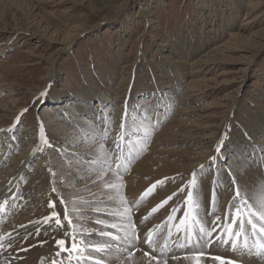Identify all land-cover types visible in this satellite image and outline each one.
Listing matches in <instances>:
<instances>
[{
    "label": "rangeland",
    "instance_id": "374dc122",
    "mask_svg": "<svg viewBox=\"0 0 264 264\" xmlns=\"http://www.w3.org/2000/svg\"><path fill=\"white\" fill-rule=\"evenodd\" d=\"M126 1L28 0L29 3L24 7L14 4L5 9V20L0 17V129L10 128L23 109L28 108L29 111L21 117L12 134L0 132V155L3 149L10 146L6 150L10 157H19L36 145L39 142L40 121L44 123L45 133L52 140L51 125L63 121L58 113L59 107L67 106V103L72 107L73 101L83 99L82 94L86 92L83 88L85 82L95 89L98 96L103 94L104 84L101 80L109 83L108 87L113 91L114 105L108 103L106 108L108 107L110 113H107L113 117L116 125L120 122L123 109L122 97L135 80L133 75L137 78L143 74V78L145 77L144 85L147 88H141V92H144V97L152 104L150 94L159 90L150 87L152 79L148 77V70L151 67L155 76L162 78L158 79V83H163L164 87L160 91H167L176 100L175 103H178L177 100L183 98L182 93L188 90L187 86L194 79L191 73L184 81L178 76L182 93L179 95L174 91L171 76H177L178 71H170L166 65L179 60L186 63L183 65L191 71L188 66L190 61H199L209 55V62L203 63L202 72L198 74L201 80L208 79L210 86L205 87L203 83L204 89L189 92L190 97L197 100L194 107L198 112L204 109L200 113H207V105L210 103L213 104L210 112L215 110L216 104H221L217 115L209 118L210 123L215 122L214 126L222 123L226 112L238 116L239 108L245 106V109L255 114L264 106V0H129L128 5L124 6ZM229 3L235 5L234 10H231ZM253 5L254 8H251ZM149 7L151 11L146 14L143 8L147 10ZM116 14L119 16L116 17ZM107 19L112 20V23L97 27L101 21ZM250 19L253 24L247 23ZM229 21L234 24L230 25ZM77 27L85 28L84 33L73 40ZM236 32H240L243 38L232 39ZM71 40L70 48L65 50L66 44ZM225 43L230 44L231 49L224 55H216L217 47ZM191 51L196 55L192 60L186 56ZM115 67L118 68V73L113 75ZM52 68L56 71L54 79L58 82V87L65 88L64 96L61 102L59 99L54 101L55 97H47L42 103L34 104V98L46 87L48 72ZM167 73L169 78L164 77ZM111 82L116 86L120 83L127 85L122 86L121 92ZM97 100L94 103L96 106ZM183 102L179 101L181 104ZM150 104L148 107L152 108L154 105ZM148 107L147 112L150 113ZM98 109L99 111H94L93 117L99 121L100 117L103 118L104 111ZM154 110L153 108L149 114L150 117L154 115ZM52 113L54 116H51ZM135 113L130 114L142 118L140 112ZM254 116L259 118L258 115ZM240 117L238 116V120H241ZM233 125L236 128L238 123ZM55 127L60 129L62 126ZM114 130H117V126L110 134H115ZM13 136L16 139H12ZM235 140L231 138L222 146L221 152L236 145ZM63 144L64 142L59 143ZM51 145L52 147H45L47 155L39 152L30 164V173L34 170L40 174L45 173V178L49 180L46 182L48 186L52 183L50 177L53 179L48 169L51 167L53 171L63 173L64 168H59L61 162L70 160L64 158L67 156L65 151H59L56 145ZM9 163L11 164V160L4 162L3 168L11 167ZM197 167L182 175H175L180 180L175 183L190 179L189 175ZM55 181V187L65 201L63 194L67 195L66 190L70 193L71 190L67 189L65 178L58 175ZM146 189L148 188L138 190L139 193H144ZM97 201L93 204H97ZM50 202H54L52 196L48 205ZM56 208L63 220L64 205L58 204ZM139 209L144 212V206ZM139 209H135L134 213ZM48 210V206L43 207L41 213L45 214ZM141 225L144 227V222Z\"/></svg>",
    "mask_w": 264,
    "mask_h": 264
},
{
    "label": "bare ground",
    "instance_id": "6f19581e",
    "mask_svg": "<svg viewBox=\"0 0 264 264\" xmlns=\"http://www.w3.org/2000/svg\"><path fill=\"white\" fill-rule=\"evenodd\" d=\"M128 2L129 0L124 2V6H127ZM28 3V0H0V17L5 20V9L8 6L15 4V6L17 5L24 7ZM233 3L238 4L235 2ZM233 3H229V5L231 4L232 6L230 7L231 10H234L235 8ZM203 7H205V4H203ZM251 8H254V5ZM144 9L145 8H143V11H145L146 14H149L151 11L150 7L147 8V10ZM118 13L120 14V12ZM109 22L112 23V20L107 19V23ZM229 22L230 25L234 24L233 21ZM252 22L253 21L250 19L247 23L253 24ZM98 26H101V24L97 25V27ZM84 29L85 28L77 27L73 40L76 37H79ZM239 33L240 32H236L231 38L234 40L242 39L243 37H241V34ZM73 40L66 44L65 50L70 48L71 42ZM229 47L230 44L228 43L220 45L217 47L215 54L224 55L226 51L231 49ZM193 52L194 51H191L186 55L190 60L196 57ZM143 56L145 55L143 54ZM209 60L210 57L208 55L207 58L201 59L199 61L195 60L192 63L190 61V65L188 66L191 67V71H188V67L183 65L186 63L180 60L179 62L176 61L166 65L169 66L170 71L173 69L178 71H175L177 76H171L173 79L171 80V86L174 87V91H177L179 95L182 93V87L179 86L178 76L181 77L180 80L184 81L188 74L191 73V76L194 75V79L187 86L188 90H185L186 92H183L181 95L183 98L177 100L178 103H175L176 100L173 99L172 95L170 96L167 91H160V89L164 87L163 83H158V79L162 78L155 76L152 67L148 70L150 71V76L148 77L152 79L150 87L151 89L153 88L155 90H159L158 92H151L155 93V95H152V104H150V102H148V100L144 97V92H141V88H144V90L147 88L144 85L145 77L143 78L142 74L136 78V75L132 74L133 80L134 78L135 80L132 83L130 80L131 84L129 89L125 91V94L123 93L124 96L122 98L124 104L122 105L123 109L120 114L121 118L118 125L113 123V117H111L110 120L108 119V113L110 112L106 106L108 103L113 106L114 98L113 91L108 87L109 83L104 80H101L102 84H104V88L102 89L103 94L101 96H98L95 89L91 88L88 83L85 82L83 88L86 90V92L82 94L84 97L83 99H80L78 96L79 100L73 101V105H71L72 107H69L70 105H68V103L67 106L62 105L59 107L60 112L58 113L61 115L60 119H62L64 122L58 121L55 123L56 125H51V132L53 134L52 140L50 135L47 133L46 137L49 142L53 144V146L56 145L59 151H65L67 156H64V158L70 159L69 161L66 160L61 162L59 166L60 170H63L64 168L63 173H67V175H65L63 178L66 180L67 189L71 190V193L66 190L67 195L63 194V197L65 198V204L69 209L75 206L79 208L85 215V219L89 221L85 225L87 228H102L103 226L96 225L93 222L96 219H107L109 223H119V220L114 219L112 216L107 214L111 211H122V207L119 204L118 198L113 200L109 199L110 196H115L116 194L111 190L104 189L103 184L97 180V175H89V170L84 168L83 165H79L77 162L81 159L84 161H89L90 159L94 158L98 145L93 142L92 137L95 136L96 139H99V135L105 130L109 132L107 142L105 143V148L109 150L112 148L113 140L115 139L113 137H116L117 133L121 131L119 124L122 122L124 117L126 100L128 105L131 106L127 109L128 112H140L142 116L141 118L137 117L135 115L136 113L134 114L137 125H150L151 135L146 142V150H141L143 145L138 144L136 146V151L133 152L132 162L129 165L127 172L124 173L123 168L120 170L121 173H124L122 178L118 179L116 175H114L112 172H109L105 176V181L114 182L117 184L122 182L124 184L122 194L127 200L128 206L132 207L141 197L142 191L139 193L138 189L149 188L150 184L168 178L167 183L158 185L156 191L152 195L140 202L139 207L132 208V219H135L133 222L136 223L138 221V223H136L137 229L139 230L138 235L143 236V234H145L149 229H152L155 225H162V232L166 234L169 226L179 223L180 218L183 217V208H181L180 211L173 213V215L176 217L175 220L162 224V222H165L167 216L171 213L172 207L179 203V195L183 194H179L177 197H174L173 200L169 201L167 205L159 209L156 213L152 214L148 220L144 222V227H141L142 218L146 216L151 211V209L159 204L162 200L172 195V193L177 192L178 189L185 185L188 180L184 179L183 182L175 183V181L180 180L175 179L173 181L171 178L175 177V175L178 176L179 173L182 175L184 172H189L201 164L207 165L206 162H209L210 157L217 155L215 148L221 139H224V145H226V143L230 141L231 138L236 139V145L222 150V153L233 156V159H235V155L233 154L238 155L242 151L246 150L249 153H254V155L261 162H264V106L260 107L255 114L245 109V106L240 107L237 112L238 116H241V120H238V116L231 113L228 114V112H226L223 116L222 123L216 126H214L215 122L210 123L209 118H213L215 115H217L218 107L221 104H216L214 107L215 110L212 112H210V108L213 107V104H208V114L200 113L201 111H204L203 108L198 112L197 108L194 107L197 100L195 101L192 97H190L191 95L189 90L200 91L204 89L202 86L203 83L205 84V87L210 86V83H207L208 79L201 80L199 78L201 76L198 74L199 72H202L201 66L203 63L209 62ZM51 63L54 65L53 62ZM114 70L115 71H113V75H116L118 73V68L115 67ZM55 73L56 71L53 68L48 72L46 87L50 81L52 82V87L49 89V95L47 97H55L56 99H54V101L59 99L61 102V99L65 93V88H61L62 86L58 87V82L56 79H54V76L56 75ZM110 73L111 70H109V74ZM105 74L106 73L104 72V75ZM164 77L167 78L168 73ZM111 84L116 86V84L113 82H111ZM123 85H127V83L117 84L116 87L122 92ZM125 97H127V99H125ZM156 97L159 101L156 100ZM96 98H98V100ZM96 100L98 101L97 106L94 105ZM179 101L184 102L181 104ZM149 104L154 106L150 108L148 107ZM147 107L150 113H152L153 108L155 109L153 111L154 115L152 117L149 116L150 113L147 112ZM98 108H101V111H104L103 118H99L100 122L93 117L94 111H99ZM133 109L135 110L133 111ZM155 113H158V115ZM70 115L72 118H69ZM254 115H258L259 118ZM51 116H54V114L52 113ZM166 121L169 122L166 123ZM231 122L238 123V126L235 128ZM125 123L126 125L130 124L131 120L129 119L125 121ZM55 126L62 127L57 129ZM116 126L117 130H114L116 133L110 134V132ZM125 131H127V127ZM12 133L13 131L9 132V134ZM245 133L247 136H245ZM6 136L8 137V135ZM139 138L140 137L137 136L132 137L134 140ZM61 142H64V144L59 145ZM38 144L39 142L19 157L15 155L13 157L11 156L12 158L10 157L9 151H6L7 149H10V146H7L5 149H3L0 155V203H3L6 199L8 200V204L5 205V211L0 212V236L5 237L4 241H2L5 247L0 248V264H52L54 259H59L55 256V253L59 250L55 245V241L60 239L59 236L64 237V232L68 230L67 227H65L64 230L50 231L48 224L33 226L30 223L31 221L40 220L41 218L50 215V209L47 211L49 212V215L47 212L45 214L41 212L43 207L48 206L49 198L51 196L56 205L60 204L58 201L62 197L61 195L58 197L56 193L51 192V187L53 185L52 183H50L49 186L47 185L46 182L49 180L48 178H45V173L40 174L39 171L35 170L31 171L30 173V168H32V165L30 164L34 162V160L37 158V155L39 154V152H37L35 155H33V150L38 146ZM42 154L47 155L48 151L45 149ZM8 160H11V164H9L12 166L9 167L8 164L9 168L5 169L3 168V163L8 162ZM193 161L195 162L193 163ZM112 167L115 169L116 166L113 164ZM236 171L239 172L240 169L237 168ZM214 174L215 173L213 172H209L202 181V204H204L205 208L207 207V199L210 192V181L212 180ZM259 175L260 173L254 169H250L244 172L243 175L238 176V181L242 183H252L257 180ZM189 176L191 177V175ZM50 179L53 181L51 177ZM224 179L227 181L226 174ZM9 181H11V183H9ZM93 181H95V183H93ZM75 197H77V199L75 200V205H73L72 201L75 199ZM228 200H230V195L225 192L218 205V214L222 216V219L225 211L227 210ZM95 201H97V204H93ZM141 205L144 206L143 213L142 209H139L142 207ZM97 207L105 209L106 211L93 212L92 209ZM137 208L139 210L134 213V210ZM56 209L57 208L55 207V210ZM203 211L204 209H202V213ZM70 215H72L71 212ZM138 216H140V218H138ZM73 222L76 223L75 216H73ZM36 227H39V235L35 234ZM104 230L113 231L114 234H116L115 230L113 229L108 228ZM172 232V239L175 240L178 235L175 231V228H172ZM9 233H11V236L8 235ZM29 233L32 234L29 235ZM45 233L48 234L46 235ZM24 237L27 238L25 239ZM91 239L99 241L101 238L93 235ZM9 240H11L10 246L8 244ZM65 246L69 247L70 243L66 242ZM24 249H27V251H24ZM130 251L134 252L132 264H146V260L143 257L144 252L157 255L159 258V253L157 251L151 250L146 244L140 242L137 243L134 249H130ZM186 254V250H177L175 255L179 257V259L173 260L171 258L172 254L170 253L167 257L168 264H189V262L184 259ZM213 254L224 253L223 250H214ZM229 255L231 254L229 253ZM61 256L66 257L67 253H61ZM232 258L235 259L234 256ZM124 264H129L127 259H125ZM252 264H255V261H253Z\"/></svg>",
    "mask_w": 264,
    "mask_h": 264
},
{
    "label": "snow or ice",
    "instance_id": "6c2138e0",
    "mask_svg": "<svg viewBox=\"0 0 264 264\" xmlns=\"http://www.w3.org/2000/svg\"><path fill=\"white\" fill-rule=\"evenodd\" d=\"M51 87L52 82L50 81L48 86L34 98V104L42 103L49 95ZM150 95H155V93ZM125 104L124 117L119 124L121 131L113 140L112 148L110 150L105 148L109 136V132L105 130L99 135V139H96L95 136L92 137L93 142L98 145L94 158L89 161L81 159L77 162L89 170V175L96 174L97 180L103 184L104 189L111 190L116 194L110 196L109 199L118 198L122 211H111L107 214L119 220V223H109L104 219H96L93 222L103 227L89 229L85 226L89 221L85 219V215L79 208L73 206L69 209L61 197L58 201L64 205L63 220H61L60 213L55 210V202H50L48 205L51 210L50 215L30 223L33 226L48 224L50 231L64 230L67 227L68 230L64 232V238L55 241V245L59 249L55 256L59 259H54L52 264H66V261L67 264H124L125 259L128 260L129 264H132L134 252L130 249H134L138 242L146 244L151 250L159 253L158 258L157 255L144 252L143 257L146 264H154V262L155 264H168L167 257L170 253L172 254L171 258L177 260L179 259L175 255L177 250H186L187 254L184 259L189 264H252L253 261L255 264H264V162H261L254 153H249L246 150L238 155L233 154L235 159L233 156L223 154L221 148L224 145V139H221L215 148L217 155L210 157L207 165H199L192 172L185 185L153 207L141 220V223L147 221L152 214L167 205L174 197L183 194L179 195V203L172 207L166 221L162 222L164 224L175 220L176 217L173 213L183 208V217L180 218L179 223L169 226L166 234L162 232V225H155L143 236L138 235L139 230L132 219V208L139 207L140 202L152 195L158 185L167 183L168 178L152 184L141 194V197L132 207L128 206V202L122 194L124 187L122 182L117 184L105 181V176L109 172L116 175L118 179L122 178L132 162L136 146L138 144L143 145L141 150H146V142L151 135V126L137 125L135 116H131L127 110L131 107L127 100ZM28 111V108L23 109L16 117V122L8 129H0V132H11L16 129L21 117ZM37 119L39 120V117ZM108 119L110 120L111 117L109 116ZM129 119L131 123L126 125L125 121ZM126 127L127 131H125ZM134 136L140 138L134 140L132 139ZM245 136H247L246 133ZM11 138L16 139L15 136ZM38 138L39 144L33 150V155L37 152H43L45 146L52 147L46 137L45 126L42 121L39 123ZM113 164L116 166L115 169L112 167ZM122 168L124 173L120 171ZM237 168L240 169L239 172L236 171ZM250 169L260 173L257 180L252 183L239 182L238 176ZM48 171L53 177L51 192L56 193L59 197L60 193L55 187V178L58 175L63 178L67 173L53 171L51 167ZM209 172L215 174L210 181V192L205 208L202 204V181ZM225 174L227 181L224 179ZM171 179L174 181L176 178ZM225 192L230 195V200L227 201V210L222 219V216L218 214V205ZM72 203L75 205V199ZM6 204H8L7 199L0 203V212L5 211ZM202 209H204L203 213ZM92 211L106 210L97 207ZM73 216L76 217V223L73 222ZM108 228L115 230L116 234L113 231L104 230ZM172 228H175L178 234L175 240L172 239ZM39 231V227H36L35 234L39 235ZM31 234L29 233V235ZM8 235L11 236V233ZM93 235L101 239L99 241L92 240ZM4 239V236H0V248L5 247L2 243ZM66 242L70 243L69 247L65 246ZM8 244L11 245V240L8 241ZM214 250H223L224 254H213ZM61 253H67V256L62 257ZM233 256L235 259L232 258Z\"/></svg>",
    "mask_w": 264,
    "mask_h": 264
},
{
    "label": "water",
    "instance_id": "95a60500",
    "mask_svg": "<svg viewBox=\"0 0 264 264\" xmlns=\"http://www.w3.org/2000/svg\"><path fill=\"white\" fill-rule=\"evenodd\" d=\"M118 12H120V11H118ZM116 15H118V14H116ZM116 17H117V16H116ZM105 23H107V20H103V21H101L99 24L102 25V24H105ZM99 24H98V25H99Z\"/></svg>",
    "mask_w": 264,
    "mask_h": 264
}]
</instances>
